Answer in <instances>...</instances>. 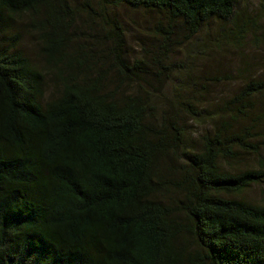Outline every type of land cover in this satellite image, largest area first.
<instances>
[{"label": "trees", "instance_id": "16d2710c", "mask_svg": "<svg viewBox=\"0 0 264 264\" xmlns=\"http://www.w3.org/2000/svg\"><path fill=\"white\" fill-rule=\"evenodd\" d=\"M236 5L95 0L82 10L99 31L70 52L72 0H0V264H264V204L238 198L264 183V61L214 105L231 72L172 62L244 51ZM120 7L161 15L151 50L128 54ZM34 31L44 66L20 49Z\"/></svg>", "mask_w": 264, "mask_h": 264}, {"label": "rangeland", "instance_id": "374dc122", "mask_svg": "<svg viewBox=\"0 0 264 264\" xmlns=\"http://www.w3.org/2000/svg\"><path fill=\"white\" fill-rule=\"evenodd\" d=\"M72 2L78 11L81 25L78 26L74 37L76 39L79 37V39L77 42L73 43L70 52L75 51L78 46H91L92 42L90 36L95 35L99 31L98 26L93 25L86 12L82 10V6L85 3L91 4L95 2V0H72ZM236 12V18L239 23L247 24L245 31L247 32V43L249 45L245 47L244 51L236 50L235 47H228L226 45H222L221 48L209 47L210 51L205 52L208 53L210 57L215 56L210 63L204 60L202 61V58H197L195 63L185 59L188 57V54H186L184 48L181 51H176L172 56L173 63H181L191 67L196 78L203 76L206 79H219L222 75L231 72V76L228 75L224 77L218 85L211 88L212 94L208 96L207 99L212 105L218 102V99L221 98L223 93L237 90L239 85L244 81L247 76H239L238 71L245 68L244 64L246 61L250 63V74H253L259 62L264 61V0H237ZM114 15L119 19L125 30L127 52L130 56L136 57L142 54L141 48H148L151 50L150 47L153 44L152 30L157 22L162 21L161 15L144 10H132L127 7H120L114 12ZM18 22L22 25L24 19H18ZM230 23L226 26H230ZM213 26L215 25H210L212 28ZM74 33L75 32L72 31V35ZM42 35L43 33L38 31L25 33L20 49H24L33 62L44 66L43 57L40 55V48L43 43ZM254 39H257V44L253 42ZM103 47L105 46H101L100 54L97 52V45L93 47L92 51L93 53L96 52V55H94L96 58L102 56ZM202 57H205V55ZM52 75L53 73L50 72V76ZM204 83L205 82H203V85ZM198 88L200 87L198 86ZM52 90H54V88H52ZM213 99L217 100V102H214ZM201 133H204L203 128L195 129V132H192L190 138L196 140ZM260 146L261 150L257 158L264 162V140L260 141ZM257 158L246 161L242 160L241 164H239L237 160L227 168L232 172H234L233 170L243 172L250 169H258L260 163ZM238 198L250 201L251 203L264 204V183L259 186L251 187Z\"/></svg>", "mask_w": 264, "mask_h": 264}]
</instances>
